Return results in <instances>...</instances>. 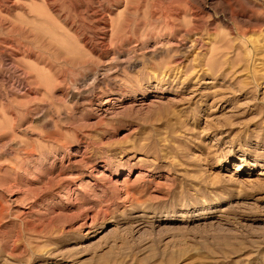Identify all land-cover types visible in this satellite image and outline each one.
<instances>
[{
    "label": "rangeland",
    "instance_id": "1",
    "mask_svg": "<svg viewBox=\"0 0 264 264\" xmlns=\"http://www.w3.org/2000/svg\"><path fill=\"white\" fill-rule=\"evenodd\" d=\"M89 3L0 0V264H264V0Z\"/></svg>",
    "mask_w": 264,
    "mask_h": 264
},
{
    "label": "bare ground",
    "instance_id": "2",
    "mask_svg": "<svg viewBox=\"0 0 264 264\" xmlns=\"http://www.w3.org/2000/svg\"><path fill=\"white\" fill-rule=\"evenodd\" d=\"M47 4H49V5H51L50 4V0H44ZM62 1V0H61ZM78 1V0H77ZM91 1V3H89V4H87L83 9H81V8H78L77 6H72L74 9H73V11H74V13H76V14H82V13H84V14H86V19H89V20H91V22L93 21V22H95V23H97L98 24V26H99V28H100V26L103 28V29H106V30H108V28L110 27V26H112L111 25V21H110V16L108 15V12H109V9H107V10H103V9H101L100 7H99V4H98V2H99V0H90ZM128 1V0H127ZM8 2H10V1H8ZM7 2V3H8ZM120 2V1H119ZM56 3V2H55ZM68 3V2H67ZM125 3H127V4H130V3H128V2H125ZM124 3V4H125ZM46 4V5H47ZM74 4H76V3H74ZM107 4H108V2H107ZM113 4V3H112ZM77 5V4H76ZM131 5V4H130ZM129 5V6H130ZM52 6V5H51ZM109 6V5H108ZM110 6H111V3H110ZM5 7H7V6H5ZM10 7V6H9ZM53 7V6H52ZM126 7H127V5H126ZM106 8H107V6H106ZM51 9V8H50ZM6 10V9H5ZM173 10V9H172ZM153 13L154 14H157V15H159L161 18L162 17H164V18H168V15H169V13H168V11H166V10H163L160 6L158 7H154V9H153ZM153 15V14H152ZM163 18V19H164ZM96 26V25H95ZM101 29V28H100ZM77 33V32H76Z\"/></svg>",
    "mask_w": 264,
    "mask_h": 264
}]
</instances>
